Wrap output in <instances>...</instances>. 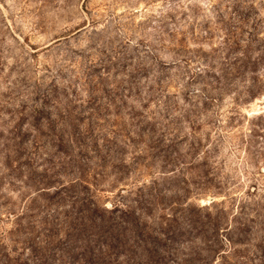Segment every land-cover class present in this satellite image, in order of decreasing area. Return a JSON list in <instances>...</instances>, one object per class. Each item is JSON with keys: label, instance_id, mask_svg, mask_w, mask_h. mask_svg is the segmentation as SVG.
Listing matches in <instances>:
<instances>
[{"label": "rangeland", "instance_id": "rangeland-1", "mask_svg": "<svg viewBox=\"0 0 264 264\" xmlns=\"http://www.w3.org/2000/svg\"><path fill=\"white\" fill-rule=\"evenodd\" d=\"M243 52L264 0H0V264H264V91L211 78Z\"/></svg>", "mask_w": 264, "mask_h": 264}, {"label": "trees", "instance_id": "trees-1", "mask_svg": "<svg viewBox=\"0 0 264 264\" xmlns=\"http://www.w3.org/2000/svg\"><path fill=\"white\" fill-rule=\"evenodd\" d=\"M262 64H264V52H261V54L255 58L253 57L252 53L243 52L241 55L232 56L229 62L230 70L223 69L221 76L215 77L214 75H212L211 78L218 84H222V86L220 87L222 93L224 91H227L228 88L237 80H240L241 82H249V86H247L248 89L245 91V93L247 97L251 99L264 91V81L257 76H253L254 74H257V67ZM85 202V200L82 201L83 204H85ZM94 206H96V203L94 201L92 202L91 206L85 205V207H83L80 211V213H82V216L75 218V221H68V218L71 217L74 220V217H72L69 213H66L67 219L66 221H64L66 222V228L62 229L64 231L62 235H65L66 238L70 237V240H72L71 248L79 249V247H82L83 250L85 249L86 254L87 252H92L91 250H88V246L91 242L90 239H92V237H100L102 239V245L105 248L104 250H101V252H106L111 246L115 247L114 243H119L120 241V233L119 231H117V224H115L114 222V216L112 214L109 216L107 214V211H105L104 214L98 215L97 210L96 208H94ZM98 218L100 220H98ZM198 219L201 218L198 217ZM175 220L176 219H174V222H176ZM192 222L194 223L192 224ZM192 222H190V225L197 224V220H192ZM200 224L212 225L215 226V229H217L218 226L217 223L208 224L207 222H201ZM71 229L74 230V235L72 237L70 234ZM58 239L59 238H57V241ZM86 240H88V243L82 244L80 246L77 245L78 241L79 243L83 241L85 243ZM26 241H29L28 243H33V245L31 246V249L33 251L42 249V246H40L41 243H38L36 241L35 235L33 237H30V239ZM57 241H54V238L51 239L50 235L46 236V238L42 241L44 242L43 249L46 250L41 253L42 258H46L49 255V251L53 250L52 247L58 245ZM83 245H86V248H84ZM91 247L92 246L90 245L89 248L91 249ZM7 264L22 263H19L18 261L16 262L15 260L9 258Z\"/></svg>", "mask_w": 264, "mask_h": 264}]
</instances>
